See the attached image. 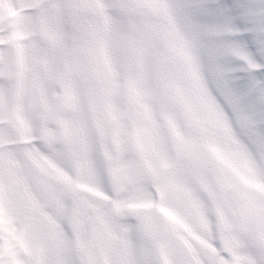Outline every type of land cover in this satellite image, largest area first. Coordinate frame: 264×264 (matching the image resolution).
<instances>
[{
	"label": "snow or ice",
	"instance_id": "1",
	"mask_svg": "<svg viewBox=\"0 0 264 264\" xmlns=\"http://www.w3.org/2000/svg\"><path fill=\"white\" fill-rule=\"evenodd\" d=\"M0 264H264V0H0Z\"/></svg>",
	"mask_w": 264,
	"mask_h": 264
}]
</instances>
